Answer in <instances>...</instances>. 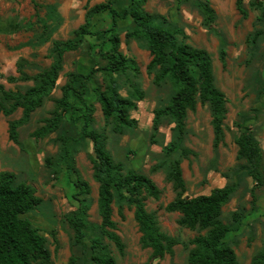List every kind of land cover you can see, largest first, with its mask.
I'll use <instances>...</instances> for the list:
<instances>
[{
    "label": "trees",
    "instance_id": "1",
    "mask_svg": "<svg viewBox=\"0 0 264 264\" xmlns=\"http://www.w3.org/2000/svg\"><path fill=\"white\" fill-rule=\"evenodd\" d=\"M147 1L128 0L122 12L120 0L88 5L84 22L73 30L72 36L53 41L50 49L52 62L48 66L31 73L28 70L31 65L29 60L19 58L16 63L18 75L10 74L6 79L10 83L28 84L9 89L0 83V112L6 117L19 110L22 112L19 118L8 121L9 139L23 149L20 128L30 122L33 114L48 99L53 101L54 107L49 116L41 118V125L30 135L37 140L59 132L56 139L61 145L60 158L55 160L46 156L44 162L55 177L66 171L76 188L74 196L79 206L66 214L65 219L73 232V247L79 254L73 253L68 264H87L80 262V251L89 256L92 264H118L110 243L121 254L125 252V243L114 219L116 204L122 219L125 218V205L134 210V219L141 234V247L151 250L148 260L142 264H160L159 260L166 255H174L177 245H184L188 249L189 264H241L235 248L227 239L234 229L222 219L223 208L235 193L236 185L215 187L208 194L190 197L186 195L187 183L182 168L183 159L196 155L193 149L185 145L189 112H194L199 104H208L214 131L213 146L218 148L225 139L228 98L216 84L210 52L186 42L188 36L185 30L176 23L167 22L158 13L149 12L146 9ZM244 2L236 0V7L242 17L247 18L248 10ZM195 4L203 16V24L212 28L217 20V12L210 0H196ZM251 4L260 9L264 16V0H252ZM105 12L111 15L112 23L104 28H94V17ZM127 18L131 19L133 28L126 32V39L140 40L150 51L151 60L147 70L153 74V83L157 86L169 83L173 89L168 104L154 112L153 136L158 132L162 119L171 117L175 123V138L163 151L167 156L179 153L180 158L171 160L168 165L167 179L172 183L176 195L166 204L165 210L180 214L177 220L180 226L198 230L199 233L187 242L163 231L155 213L147 209L148 198L158 200L161 197L162 190L156 182L148 174L133 167L125 168L123 162L115 160L107 147L105 130L96 127V103L100 104L104 119L114 133L123 134L138 125L131 112L144 99L145 91L131 82L133 91L130 96H124L117 80L119 75L128 77L131 70L134 74L140 72L137 61L121 48L119 21ZM179 35H182V40ZM88 38L95 40L88 41L91 67L86 72H69L67 80L60 87L61 95L52 97L64 70L66 54L79 50ZM226 45V40L222 38L219 58L224 66ZM65 123L75 126L81 123V127L75 136L66 135L61 132ZM236 125L240 128L235 136L237 158L246 162L256 185L263 186L262 148L248 128L243 124ZM87 139L93 143L92 176L98 184L97 213L100 223L90 219L91 184L83 178L76 164V154ZM159 166L153 167L152 172L158 170ZM252 196L256 201L254 188ZM42 202L43 198L37 194L35 187L26 182L17 183L13 171L0 170V264H54L47 237L27 215ZM239 218L240 214L235 213L234 219ZM250 264H264V244L253 255Z\"/></svg>",
    "mask_w": 264,
    "mask_h": 264
},
{
    "label": "rangeland",
    "instance_id": "2",
    "mask_svg": "<svg viewBox=\"0 0 264 264\" xmlns=\"http://www.w3.org/2000/svg\"><path fill=\"white\" fill-rule=\"evenodd\" d=\"M245 0L248 17L243 18L236 7V0H210L217 12V20L212 28L203 24V16L196 7V0H148L146 9L158 13L167 22L176 23L187 34L186 42L196 47L207 49L213 59L216 84L228 98L227 116L224 121L225 139L214 148V131L211 124V112L208 104H199L187 118L185 145L196 152V155L183 159V173L187 183V196L207 194L216 186L236 185V191L229 203L223 208L222 219L234 230L227 239L235 248L241 264H250L253 255L264 244V185H256L250 176L247 164L237 158L235 136L243 124L254 135L263 151L264 171V16L260 9ZM95 0H0V83L7 88L17 89L28 83H10L6 77L15 72V60L22 55L29 56L28 70L33 73L52 62L50 49L53 41L67 39L73 30L83 22L88 5ZM128 0H120L123 4ZM112 23V17L105 12L94 17V28H104ZM121 27L122 51L134 58L140 66V72L129 71L128 77L119 75L120 92L130 96L133 91L131 82L145 91V97L138 102V107L131 112L136 118V128L123 134L114 133L107 124L99 103L96 127L105 130L107 147L117 161L123 162L125 168L148 174L162 190L161 197L147 199V209L155 213L163 231L182 241H188L198 234L177 223L180 214L167 212L166 204L176 193L172 183L167 179L168 165L171 160L180 158L179 153L167 156L163 148L175 138V123L171 117H164L158 132L153 136V117L157 108L168 104L173 89L169 83L157 86L153 83V74L147 70L151 60L150 51L140 40H127L126 32L133 28L131 19L119 21ZM227 42L226 65L219 58L221 39ZM182 40V35H179ZM88 38L83 46L66 54L64 70L52 97L61 95V82L71 71L86 72L91 67ZM4 75V77L2 76ZM18 75V73H16ZM65 80V81H66ZM100 80V79H99ZM32 83V82H30ZM54 107L48 99L32 116L30 122L20 128V140L24 148L12 142L8 136V121L21 116V110L10 117L0 112V170L13 171L16 182H26L36 188L43 198L42 204L31 211L28 217L47 237V245L52 251L54 264H68L69 257L79 254L73 247V232L65 216L79 206L74 196L76 188L66 171L55 177L45 165V157L59 160L61 145L52 133L44 139H35L30 134L41 125L40 119L49 116ZM81 127L65 123L62 133L75 136ZM76 154V164L80 174L91 184L92 193L90 219L100 223L97 213L98 184L93 179L94 156L93 143L87 139L81 144ZM159 169L152 172L153 167ZM256 201L253 200L252 189ZM125 218L118 214L114 205V219L118 224V233L125 243V252L121 254L117 247L110 243L113 255L118 264H142L148 260L151 250L142 248L139 242L140 232L134 219V210L125 205ZM239 213L240 218L234 219ZM238 228V229H236ZM98 229L96 230V232ZM108 242V240H107ZM109 243V242H108ZM56 246L58 249L56 250ZM188 249L184 245L175 247L174 255H166L159 260L160 264H189ZM80 262L92 264L89 256L80 251Z\"/></svg>",
    "mask_w": 264,
    "mask_h": 264
},
{
    "label": "crops",
    "instance_id": "3",
    "mask_svg": "<svg viewBox=\"0 0 264 264\" xmlns=\"http://www.w3.org/2000/svg\"><path fill=\"white\" fill-rule=\"evenodd\" d=\"M68 1H70V0H68ZM90 1H93V0H90ZM104 1H106V0H95V2H94V4H96V3H100V2H104ZM147 3H148V1H147ZM147 5V4H146ZM84 20H85V15H84V19H83V22H84ZM126 20H128V18L126 19ZM122 21H124V20H122ZM82 22V23H83ZM81 23V24H82ZM81 24H79L78 26H80ZM110 24L108 23V25H106V26H109ZM21 57H24V58H28L29 56H25V55H22ZM21 57H17V59L15 60V72L17 73V65H16V63H17V61H18V59L19 58H21ZM16 73H11V74H14V75H16ZM60 79V78H59ZM65 80H66V78L61 82V84H63V83H65ZM182 168H183V163H182ZM184 170V169H183ZM216 187H223V186H221V185H219V186H216ZM215 188V187H214ZM213 189V188H212ZM211 189V190H212ZM210 190V191H211ZM210 191L208 192V193H210ZM207 193V194H208Z\"/></svg>",
    "mask_w": 264,
    "mask_h": 264
}]
</instances>
